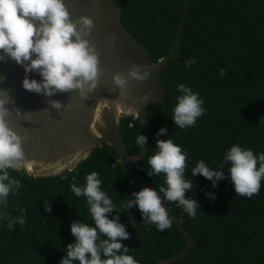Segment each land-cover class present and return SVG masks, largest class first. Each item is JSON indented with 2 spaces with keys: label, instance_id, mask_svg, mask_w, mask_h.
Masks as SVG:
<instances>
[{
  "label": "trees",
  "instance_id": "16d2710c",
  "mask_svg": "<svg viewBox=\"0 0 264 264\" xmlns=\"http://www.w3.org/2000/svg\"><path fill=\"white\" fill-rule=\"evenodd\" d=\"M113 1L122 25L148 56L152 60L165 56L178 31L184 0ZM157 77L164 104L152 102L146 107L148 147L135 168L154 187L163 183L162 176L146 174L147 158L157 139L171 136L188 154L185 178L192 181L193 189L185 196L200 205L193 218L176 202L165 201L194 239L193 249L171 264H264V179L259 192L248 197L238 195L226 177L213 187L202 175H191L199 160L227 175L223 155L234 143L264 152V0H190L174 58ZM180 83L198 92L206 109L187 129L171 119ZM161 127L167 131L158 136ZM119 128L129 153H138L141 148L135 138L142 133L140 120L125 115ZM7 171L20 185L0 205V264H59L67 244L74 241L71 222L92 223L84 197L71 191L73 176L82 184L86 173L98 172L101 187L117 206L139 190L127 180L116 150L105 143L62 175ZM207 192L215 193L214 201ZM44 206H51V211ZM117 214L129 233L122 244L139 264H154L185 247L186 240L175 226L158 230L155 223L144 224L136 206L109 217ZM19 216L24 224L15 223L10 230L8 221Z\"/></svg>",
  "mask_w": 264,
  "mask_h": 264
},
{
  "label": "clouds",
  "instance_id": "9594fccd",
  "mask_svg": "<svg viewBox=\"0 0 264 264\" xmlns=\"http://www.w3.org/2000/svg\"><path fill=\"white\" fill-rule=\"evenodd\" d=\"M92 26L93 20L89 17L71 19L64 0H0V50L3 53L0 59L7 55L23 64L26 73L39 74L40 80L25 76L22 86L26 90L51 96L57 91L78 89L80 95L87 98L88 92L96 87L98 77L97 54L85 38ZM139 68L133 64L127 76L117 73L113 78L115 84L123 88L128 78L145 80L149 73L147 70L141 73ZM176 90L179 94L175 95L176 104L171 109L173 123L180 129L195 126L197 118L206 111L204 100L184 83L178 84ZM8 103L9 97L0 94V205L5 204L9 193L20 185L7 169L21 170L26 161L22 147L24 138L9 126L6 119L10 114L6 107ZM49 103L58 110L61 108L59 101ZM137 113L132 107L124 109L125 115ZM166 131L161 127L157 135ZM146 139L138 134L135 143L142 148ZM187 156V151L171 136L157 139L153 154L147 158L146 174L149 177L162 176L163 183L155 188L143 187L133 191L119 206L101 187L98 172L86 173L82 184L73 176L71 191L76 197H84L92 223L81 219L71 222L74 241L67 244L59 264H76L77 261L79 264H139L128 247L122 244L129 233L119 215L109 217L119 210L136 206L144 224L155 223L158 230H164L171 226V220L162 206L163 198L166 202H176L183 212L194 218L200 205L195 198L185 196L186 191L193 189L192 181L185 178ZM223 163L228 165L227 175L222 168L210 167L204 160H199L191 168V175H202L212 181L213 187L226 177L240 196L253 197L259 192L264 179V152L254 153L252 149L234 143L224 152ZM205 195L215 200V193ZM44 208L51 211V206ZM24 222L23 216L15 217L8 221L7 227L11 230L15 223L22 225Z\"/></svg>",
  "mask_w": 264,
  "mask_h": 264
},
{
  "label": "water",
  "instance_id": "95a60500",
  "mask_svg": "<svg viewBox=\"0 0 264 264\" xmlns=\"http://www.w3.org/2000/svg\"><path fill=\"white\" fill-rule=\"evenodd\" d=\"M64 2L71 19L85 16L93 20V26L85 38L94 46L97 54V84L88 92L87 98L82 97L78 89L57 91L46 96L22 86L25 76L40 80L37 72L26 73L23 64L7 55L0 59V94L9 97L6 107L10 109V114L6 119L9 126L24 138L22 147L26 161L22 170L33 176L62 175L105 143L116 150L124 174L134 187L155 188L137 172L135 166L148 147L150 122L146 107L152 102L164 104L163 86L157 75L174 58V49L184 28L190 0H184L178 31L165 56L158 60H152L144 46L124 28L118 6L113 0ZM0 55H3L2 50ZM133 64L140 66L141 73L147 70L148 77L143 81L128 78L126 86L118 87L114 76L117 73L127 76ZM52 100L61 103L59 110L49 103ZM128 107L135 108L139 113L128 115L140 120L141 134L147 138L136 154L129 153L120 134V119L125 116L124 109ZM161 203L168 212L171 224L186 240L185 247L179 252L154 263L171 264L193 249L194 239L163 198Z\"/></svg>",
  "mask_w": 264,
  "mask_h": 264
}]
</instances>
